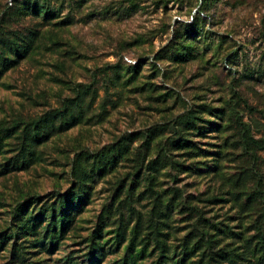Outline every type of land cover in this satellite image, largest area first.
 I'll return each instance as SVG.
<instances>
[{"label":"rangeland","instance_id":"rangeland-1","mask_svg":"<svg viewBox=\"0 0 264 264\" xmlns=\"http://www.w3.org/2000/svg\"><path fill=\"white\" fill-rule=\"evenodd\" d=\"M9 3L0 0V42L28 44L30 50L16 60L4 45L6 56L17 62L0 75V127L77 96L83 114L39 148L33 167L0 177V232L13 229L14 207L26 197L39 196L42 203L74 188L68 164L77 153L92 156L128 135L134 149L149 143L145 156L158 161L167 196L177 187L182 199H200L206 209L212 205L201 202L210 196L227 200L206 217L241 223L245 237L264 233V0H217L210 6L201 0ZM18 141L4 140L5 158L16 154ZM168 160L179 163L178 171ZM129 168L116 177H95L74 237L68 238L70 232L50 255L42 252L33 262L40 257L42 264L87 263L84 239L95 230L102 206L116 207L118 178L133 173ZM145 206V200L136 203L137 209ZM182 208L173 212L179 239L189 230L181 219L186 214H177ZM105 220L103 233L111 230L112 220ZM112 237L102 240L107 244L100 264H115L123 254ZM11 251L10 245L0 249V264H9Z\"/></svg>","mask_w":264,"mask_h":264},{"label":"trees","instance_id":"trees-1","mask_svg":"<svg viewBox=\"0 0 264 264\" xmlns=\"http://www.w3.org/2000/svg\"><path fill=\"white\" fill-rule=\"evenodd\" d=\"M216 1L201 0L203 6L213 5ZM32 8L34 11L39 9L37 6ZM195 21L191 17V25L196 24ZM0 43L2 75L3 71L11 67V63L28 54L30 45L20 48L14 41L10 46L2 41ZM4 45L16 60L6 56ZM114 76L119 77V73L115 72ZM78 101V96L72 97L58 108L46 110L33 119L13 122L8 128L0 127V177L33 167L40 160L39 148H43L54 136L66 133L78 123L83 114V107ZM4 137H16L19 140L14 150L16 154L10 158L3 156L9 151L3 150L8 146L3 145ZM126 137V141L122 137L117 143L97 150L92 156L87 150L77 153L68 164L74 188L63 194L56 193L42 203L39 196L26 197L14 207L13 229L10 227L9 233L0 232V249L4 250L10 245L12 250L9 264H42L45 261L40 260V257L35 262L33 259L42 252L50 255L51 251L67 239L70 232L73 235L68 238H73L77 221L86 204H89L92 190L89 184L98 176H119V169L129 168L125 164L119 166L122 161L135 163L134 168H129L133 173L128 172L124 177L118 178L116 192L119 200L116 201V207L113 202L102 206L95 230L84 239L88 243L85 246L88 250L85 256L89 260L83 264H100L104 258L103 246L107 244L106 240L102 245V240L107 234H114L112 241L114 240L118 248L123 247V254L115 264H145L147 259L150 260L148 264H185V261L189 264H264V233L258 230L257 234L245 237L241 223L235 227L229 223L230 218L217 223L215 218L206 217L213 211V205L225 203L227 200L210 196L201 202L212 205L206 209L204 204V207L199 205L200 199L194 204L195 199L191 196L182 199L177 187L172 190L171 196H167L170 190H164L159 182L158 161H148L145 156V152L150 149L149 143L134 149L129 141L130 137ZM250 142L253 146L262 148L260 142ZM167 163L173 171L180 168L177 162L168 160ZM176 176L172 177L173 181H176ZM125 179L126 182H123ZM141 199L146 201L144 211L143 208H136V203ZM179 205L185 211L180 210L177 214L185 213L186 217L181 219L189 222L186 227L189 230L181 239L176 238L180 230L173 226V212ZM124 206L127 209L123 213ZM113 210L115 214L111 215ZM107 217L112 220L111 230L103 233L109 227L104 222ZM238 227L240 231H237ZM12 240L14 242L10 244Z\"/></svg>","mask_w":264,"mask_h":264},{"label":"built area","instance_id":"built-area-1","mask_svg":"<svg viewBox=\"0 0 264 264\" xmlns=\"http://www.w3.org/2000/svg\"><path fill=\"white\" fill-rule=\"evenodd\" d=\"M9 4H11V0H10V3Z\"/></svg>","mask_w":264,"mask_h":264}]
</instances>
